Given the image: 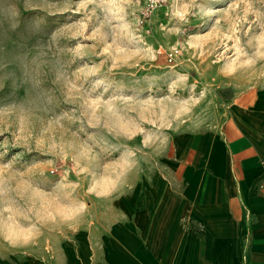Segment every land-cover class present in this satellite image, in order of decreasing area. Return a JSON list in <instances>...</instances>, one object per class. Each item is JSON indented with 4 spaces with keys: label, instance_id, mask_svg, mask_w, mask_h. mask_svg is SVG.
Masks as SVG:
<instances>
[{
    "label": "rangeland",
    "instance_id": "374dc122",
    "mask_svg": "<svg viewBox=\"0 0 264 264\" xmlns=\"http://www.w3.org/2000/svg\"><path fill=\"white\" fill-rule=\"evenodd\" d=\"M263 81L264 0H0V264H76L178 132Z\"/></svg>",
    "mask_w": 264,
    "mask_h": 264
},
{
    "label": "crops",
    "instance_id": "0c3cea01",
    "mask_svg": "<svg viewBox=\"0 0 264 264\" xmlns=\"http://www.w3.org/2000/svg\"><path fill=\"white\" fill-rule=\"evenodd\" d=\"M225 97L114 203L107 234L80 238L76 264H264V81Z\"/></svg>",
    "mask_w": 264,
    "mask_h": 264
},
{
    "label": "built area",
    "instance_id": "2783aa9c",
    "mask_svg": "<svg viewBox=\"0 0 264 264\" xmlns=\"http://www.w3.org/2000/svg\"><path fill=\"white\" fill-rule=\"evenodd\" d=\"M171 56H172V54H171V53H169V54H168V57H171Z\"/></svg>",
    "mask_w": 264,
    "mask_h": 264
}]
</instances>
